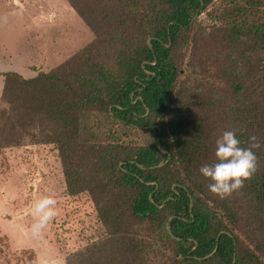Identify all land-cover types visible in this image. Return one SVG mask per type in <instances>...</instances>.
I'll list each match as a JSON object with an SVG mask.
<instances>
[{
  "label": "trees",
  "instance_id": "16d2710c",
  "mask_svg": "<svg viewBox=\"0 0 264 264\" xmlns=\"http://www.w3.org/2000/svg\"><path fill=\"white\" fill-rule=\"evenodd\" d=\"M69 2L95 38L32 77L4 72L0 106V149L54 144L67 193L94 202L104 233L67 264H264V0ZM227 130L260 147L220 198L198 168Z\"/></svg>",
  "mask_w": 264,
  "mask_h": 264
},
{
  "label": "rangeland",
  "instance_id": "374dc122",
  "mask_svg": "<svg viewBox=\"0 0 264 264\" xmlns=\"http://www.w3.org/2000/svg\"><path fill=\"white\" fill-rule=\"evenodd\" d=\"M217 8V3L211 5L199 17L200 29L212 31L219 24ZM94 38L69 0H0V106L4 72L32 77L56 67ZM197 71L199 77L209 74L215 83L224 82L213 69ZM46 195L56 200V215L36 232L32 206ZM103 233L90 195L67 193L54 144L27 141L0 149V264H67L70 252Z\"/></svg>",
  "mask_w": 264,
  "mask_h": 264
},
{
  "label": "clouds",
  "instance_id": "9594fccd",
  "mask_svg": "<svg viewBox=\"0 0 264 264\" xmlns=\"http://www.w3.org/2000/svg\"><path fill=\"white\" fill-rule=\"evenodd\" d=\"M247 147L240 146L236 134L232 130L224 131L215 140V161L205 163L198 168L199 173L209 183L207 188L220 198L239 190L244 179L252 175L256 169V154L254 149L260 147L255 136L248 138ZM56 200L51 195L42 196L32 206L35 218L33 231L38 232L56 215Z\"/></svg>",
  "mask_w": 264,
  "mask_h": 264
},
{
  "label": "crops",
  "instance_id": "0c3cea01",
  "mask_svg": "<svg viewBox=\"0 0 264 264\" xmlns=\"http://www.w3.org/2000/svg\"><path fill=\"white\" fill-rule=\"evenodd\" d=\"M19 73H20V72H19ZM21 74H22V73H21ZM33 74L35 75V72H34ZM22 75H23V74H22ZM34 75H33V76H34Z\"/></svg>",
  "mask_w": 264,
  "mask_h": 264
}]
</instances>
